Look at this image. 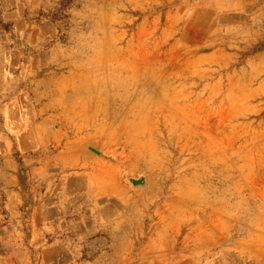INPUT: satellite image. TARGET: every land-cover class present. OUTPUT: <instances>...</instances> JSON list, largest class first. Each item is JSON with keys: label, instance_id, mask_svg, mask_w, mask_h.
<instances>
[{"label": "rangeland", "instance_id": "obj_1", "mask_svg": "<svg viewBox=\"0 0 264 264\" xmlns=\"http://www.w3.org/2000/svg\"><path fill=\"white\" fill-rule=\"evenodd\" d=\"M253 7L0 0V264H264Z\"/></svg>", "mask_w": 264, "mask_h": 264}, {"label": "crops", "instance_id": "obj_2", "mask_svg": "<svg viewBox=\"0 0 264 264\" xmlns=\"http://www.w3.org/2000/svg\"><path fill=\"white\" fill-rule=\"evenodd\" d=\"M234 3H235L237 12L239 14L244 15V13H249V10L254 8L253 6L256 5V0H234ZM19 148L22 149L21 137L19 138Z\"/></svg>", "mask_w": 264, "mask_h": 264}, {"label": "water", "instance_id": "obj_3", "mask_svg": "<svg viewBox=\"0 0 264 264\" xmlns=\"http://www.w3.org/2000/svg\"><path fill=\"white\" fill-rule=\"evenodd\" d=\"M132 182H133V184H135V185L143 184V181L132 180Z\"/></svg>", "mask_w": 264, "mask_h": 264}, {"label": "trees", "instance_id": "obj_4", "mask_svg": "<svg viewBox=\"0 0 264 264\" xmlns=\"http://www.w3.org/2000/svg\"><path fill=\"white\" fill-rule=\"evenodd\" d=\"M12 145H13V147H14L15 144L13 143Z\"/></svg>", "mask_w": 264, "mask_h": 264}]
</instances>
